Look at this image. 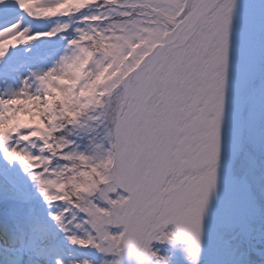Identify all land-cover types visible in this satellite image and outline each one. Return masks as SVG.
Segmentation results:
<instances>
[{
	"label": "snow or ice",
	"instance_id": "1",
	"mask_svg": "<svg viewBox=\"0 0 264 264\" xmlns=\"http://www.w3.org/2000/svg\"><path fill=\"white\" fill-rule=\"evenodd\" d=\"M0 264H264V0H0Z\"/></svg>",
	"mask_w": 264,
	"mask_h": 264
}]
</instances>
